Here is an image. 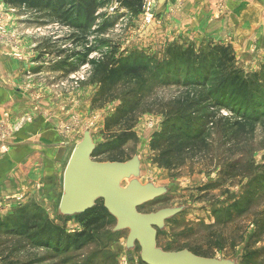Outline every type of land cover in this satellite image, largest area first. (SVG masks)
<instances>
[{
    "label": "rangeland",
    "instance_id": "rangeland-1",
    "mask_svg": "<svg viewBox=\"0 0 264 264\" xmlns=\"http://www.w3.org/2000/svg\"><path fill=\"white\" fill-rule=\"evenodd\" d=\"M61 1L51 12L1 0L0 41L24 64L14 86L22 101L20 125L37 124L38 136H29L35 152L41 131L53 135L43 140L38 168L26 166L19 176L14 166H0V178L11 175L0 179V264H143L139 244L127 245L129 230H115L101 200L80 214L59 213L65 168L86 134L92 161L134 162L136 173L121 180V188L136 182L158 191L139 213L173 212L156 228L157 249L264 264V0H254L255 9H248L252 1L236 9L225 0L215 6L212 15L223 16V29L214 33L222 30L217 34L225 43L205 37L201 30L209 24L197 31L173 22L182 3L161 11L157 0L131 8L118 0H83L81 14L78 0ZM111 61L108 67L118 69L112 86L102 84L107 72L101 66ZM199 97L220 99L256 120L243 123L202 103L201 111L212 105L215 124L205 126L199 155L181 154L178 145L170 155L153 151L165 125L194 132L202 123V114L176 110L180 101ZM6 123L1 154H8L19 126ZM122 135L127 141L118 147ZM31 167L39 174H30ZM98 201L107 218L91 238L74 240L85 233L89 215H82Z\"/></svg>",
    "mask_w": 264,
    "mask_h": 264
},
{
    "label": "water",
    "instance_id": "water-1",
    "mask_svg": "<svg viewBox=\"0 0 264 264\" xmlns=\"http://www.w3.org/2000/svg\"><path fill=\"white\" fill-rule=\"evenodd\" d=\"M89 134L76 144L63 175V195L59 205L62 215L80 214L97 200L116 219L115 230L128 229L127 245L137 242L143 264H231L196 256L188 251L165 252L156 248V228L173 215L170 210L141 214L137 208L159 193L150 186L133 182L126 188L120 181L136 173L134 162L96 163Z\"/></svg>",
    "mask_w": 264,
    "mask_h": 264
},
{
    "label": "crops",
    "instance_id": "crops-1",
    "mask_svg": "<svg viewBox=\"0 0 264 264\" xmlns=\"http://www.w3.org/2000/svg\"><path fill=\"white\" fill-rule=\"evenodd\" d=\"M247 1L253 2L252 4L248 3V9L259 8V6L255 4L256 2H254V0H225L224 4H232V6L236 9L241 4H243V2ZM219 2H222V0H157L158 5L162 7L161 11H165V9L167 10L169 7L173 8V6L177 3H182L183 7L180 13L174 16L173 22L176 23L177 21H185L183 22L185 23L184 28H190V30H194L193 25H195L197 31L200 29L201 25L209 24L208 26H204V30H201L205 32V37H212L213 39L218 40V42L225 43L228 40L226 41L224 34H217V32L222 30H217V32L215 31L214 33L215 27L223 29V20H221L223 16L219 14L212 15V13L215 12V6L219 4ZM165 15L166 12L163 16ZM23 65L24 64L18 56L17 51H11V49L6 47L5 43L0 41V123L3 125L5 122H7L6 124L8 125H15L17 121L19 123L18 129L16 133L14 131L13 138L10 142L8 154L0 153V166H7V169H11V167L14 166L13 170L16 173H19V176L22 174V168L26 166H32L36 164L38 168L39 163H37V159H40L45 151V144H43V140L44 142H47V137L53 135L52 131H41L42 135L39 137V139L42 142L39 144L40 146H37L38 150L35 152L33 148L31 149L32 146L35 147V143L29 141V136L37 135V124L33 125L29 123L25 125V127L20 125L21 116H19V112H21L22 109V101L20 100L21 95L18 94L17 87L14 86L16 84V79L20 78ZM52 138L53 137L49 138V140ZM54 143L55 145H58V143ZM34 167H31L30 174H34V172L35 174H39V172L36 170L37 168L33 169ZM54 171L56 172V169ZM3 177L4 179L0 178L3 179V181L11 180L9 179L11 178V175H4Z\"/></svg>",
    "mask_w": 264,
    "mask_h": 264
},
{
    "label": "trees",
    "instance_id": "trees-1",
    "mask_svg": "<svg viewBox=\"0 0 264 264\" xmlns=\"http://www.w3.org/2000/svg\"><path fill=\"white\" fill-rule=\"evenodd\" d=\"M3 1L7 5H9L10 7H13V8L14 7L15 8L27 7L29 9H39L40 7H42L44 9L51 10V12L59 11L60 8L63 6V3L61 0H3ZM78 1H79V2H77L78 8L80 9L81 14H83V12H84L83 11L84 10L83 9L84 1L83 0H81V1L78 0ZM118 2L121 3V6H123V7L131 8L134 3L136 5V7H138L141 3V0H118ZM71 6H73V4ZM76 9H77V7H76ZM71 21H73V20L70 19V22ZM84 23H86V21H84ZM73 26L79 27L80 21L75 19ZM108 65H113V61H111L110 63H103L101 65L102 68L104 69V71L107 72V74L104 77L102 84H104V83L109 84V85L111 84V86H112L114 84V82L116 81V77L118 74V72L116 73V71L118 69H110L108 67ZM117 67H119V66H117ZM192 83H193L192 85L196 84V82H192ZM177 84H179V83H177ZM192 85H190V86H192ZM209 100H210L209 97H199L196 100H192V101H188V100L180 101L176 110H180L181 108H184L183 112H185V113L186 112H188V113L192 112V113L202 114V116L200 117L202 120V123H200L198 121L199 122L198 127L195 129L196 131L194 130V132L189 131V130H187L185 132L180 127H178L175 123L167 124V126L165 125V127L163 129V133L161 134V137L164 138V140H162V141H160V139L157 140L156 144H155L156 145L155 150H153V151H159L160 152V150H163V152L165 151V153L170 155V153L172 152V150H170V149H173V148H175L176 145H178L177 149L179 150V152L181 154H186V153L194 154L195 153L196 155H199L201 153V151L204 149L203 138H204V134L206 132L205 126L207 124L208 125H214L215 124L214 123L215 114L210 109V106H212V105L215 107H218V108L227 109L235 117L241 118L243 120L242 121L243 123H245V122L253 123L256 120V119L253 120V118L250 115L245 114V112L242 113L240 111H237V109L231 108L229 105L226 104V102H223L220 99L213 101V102H211ZM208 102L211 103L212 105L207 106L205 109H203V111H201V104L202 103H208ZM240 105H242V103L235 104V107L238 106L237 108L240 109ZM176 112H179V111H176ZM235 126H238V125L230 124V129L231 130L233 128L235 129L236 128ZM239 129H241V128H239ZM240 131H242V130H240ZM126 141H127V136L122 135L121 138L119 139V145H117V146L119 147V146L125 144ZM117 161H120V160H117ZM20 207H22V206H20ZM20 207H18V209ZM25 210L26 209H20L21 214H26ZM105 212H106L105 210L103 211L102 202L98 201L96 207H94L93 209H91L90 211H87L86 213H84L82 215V217L89 215V217L83 223L84 224L83 227L85 228V233H81L77 237H72V238H74V240H77V241L81 240L83 237L91 238V236L89 234L92 232V230L93 229H96V230L99 229V226L101 225L102 221L107 218V216L105 215ZM108 216H110V215L108 214ZM0 225H2L1 222H0ZM70 237L71 236L68 235V236H66L65 239H67V238L71 239Z\"/></svg>",
    "mask_w": 264,
    "mask_h": 264
},
{
    "label": "built area",
    "instance_id": "built-area-1",
    "mask_svg": "<svg viewBox=\"0 0 264 264\" xmlns=\"http://www.w3.org/2000/svg\"><path fill=\"white\" fill-rule=\"evenodd\" d=\"M149 18H148V20H150ZM3 129H4V126H3V124L0 123V151L4 150V148L2 147L4 140H5V137L3 135ZM17 200H19V199H17Z\"/></svg>",
    "mask_w": 264,
    "mask_h": 264
}]
</instances>
